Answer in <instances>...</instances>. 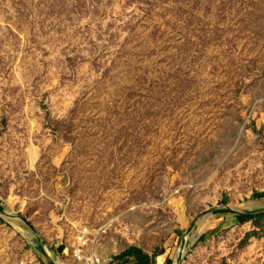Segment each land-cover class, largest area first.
Returning a JSON list of instances; mask_svg holds the SVG:
<instances>
[{
    "label": "rangeland",
    "instance_id": "374dc122",
    "mask_svg": "<svg viewBox=\"0 0 264 264\" xmlns=\"http://www.w3.org/2000/svg\"><path fill=\"white\" fill-rule=\"evenodd\" d=\"M259 192L264 0H0V264H264Z\"/></svg>",
    "mask_w": 264,
    "mask_h": 264
},
{
    "label": "trees",
    "instance_id": "16d2710c",
    "mask_svg": "<svg viewBox=\"0 0 264 264\" xmlns=\"http://www.w3.org/2000/svg\"><path fill=\"white\" fill-rule=\"evenodd\" d=\"M258 197L264 196V192H259L256 194ZM219 210H224V211H231V209H218ZM164 252L163 249H159L156 251L157 255H161ZM121 259H126L129 260L131 258H135V264H152V254L147 252L144 248L137 246V245H132L128 248H126L121 254H120Z\"/></svg>",
    "mask_w": 264,
    "mask_h": 264
},
{
    "label": "built area",
    "instance_id": "2783aa9c",
    "mask_svg": "<svg viewBox=\"0 0 264 264\" xmlns=\"http://www.w3.org/2000/svg\"><path fill=\"white\" fill-rule=\"evenodd\" d=\"M86 230H87V229H86ZM87 241H88L87 239H84V240L82 241V243L80 244L78 250L76 251V255H77L80 259H82V253H83V251H84V245H86V244L88 243Z\"/></svg>",
    "mask_w": 264,
    "mask_h": 264
},
{
    "label": "crops",
    "instance_id": "0c3cea01",
    "mask_svg": "<svg viewBox=\"0 0 264 264\" xmlns=\"http://www.w3.org/2000/svg\"><path fill=\"white\" fill-rule=\"evenodd\" d=\"M152 257H153L152 264H168L169 262H171V259H166L164 263L160 262L159 258L162 257V255L159 256L157 255L156 257L152 255Z\"/></svg>",
    "mask_w": 264,
    "mask_h": 264
},
{
    "label": "bare ground",
    "instance_id": "6f19581e",
    "mask_svg": "<svg viewBox=\"0 0 264 264\" xmlns=\"http://www.w3.org/2000/svg\"><path fill=\"white\" fill-rule=\"evenodd\" d=\"M245 207V206H244ZM17 217V216H16ZM203 223V222H202ZM199 231V230H198ZM28 236V235H27ZM189 237V236H188ZM95 261H98L97 259H95Z\"/></svg>",
    "mask_w": 264,
    "mask_h": 264
}]
</instances>
